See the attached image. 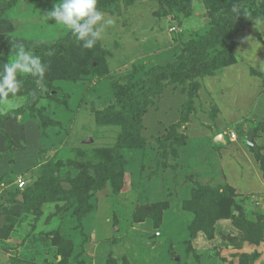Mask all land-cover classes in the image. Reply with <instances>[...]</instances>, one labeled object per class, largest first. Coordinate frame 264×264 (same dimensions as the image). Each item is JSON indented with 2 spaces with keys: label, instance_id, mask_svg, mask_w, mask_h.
Wrapping results in <instances>:
<instances>
[{
  "label": "rangeland",
  "instance_id": "374dc122",
  "mask_svg": "<svg viewBox=\"0 0 264 264\" xmlns=\"http://www.w3.org/2000/svg\"><path fill=\"white\" fill-rule=\"evenodd\" d=\"M56 2L0 0V63L47 65L0 104V264H264V0H98L91 50Z\"/></svg>",
  "mask_w": 264,
  "mask_h": 264
},
{
  "label": "clouds",
  "instance_id": "9594fccd",
  "mask_svg": "<svg viewBox=\"0 0 264 264\" xmlns=\"http://www.w3.org/2000/svg\"><path fill=\"white\" fill-rule=\"evenodd\" d=\"M98 0H57L52 8L41 14V23L47 24L54 20L55 24L63 25L80 43L83 49L91 50L107 35V30L114 27L116 20L98 8ZM232 11L239 14V10L233 6ZM257 22L260 20L257 18ZM12 48L15 53L6 63H0V104L14 106L10 94L15 96L23 87L20 74L35 78L36 84L44 89V75L47 65L34 50H26L23 43H14ZM52 53H48L51 55ZM35 96V93H32ZM63 257L56 256V262Z\"/></svg>",
  "mask_w": 264,
  "mask_h": 264
},
{
  "label": "crops",
  "instance_id": "0c3cea01",
  "mask_svg": "<svg viewBox=\"0 0 264 264\" xmlns=\"http://www.w3.org/2000/svg\"><path fill=\"white\" fill-rule=\"evenodd\" d=\"M232 155H236L234 158H235V160H232V159H230V160H226L225 162L227 163L226 165L228 166V167H233V168H237V169H240V167H238L237 166V164H238V162L242 165L243 164V166H246V163L248 164V168L247 169H245L244 170V167H243V171H240V173L239 172H237V177L241 174L242 175V179H244L245 181H248V179H259L258 178V172H257V165H256V163L254 162V160L252 161L251 159H249L250 157L244 152V150H242V149H239V152L238 153H232L231 154V156ZM229 157V156H228ZM235 165V166H234ZM241 170V169H240ZM239 171V170H238ZM263 186V185H262ZM262 186H260V189L262 188ZM21 197L22 196H18L17 198H19V199H21ZM10 207V208H9ZM9 207L8 208H2V207H0V208H2V209H0V214L5 218V217H7V216H9V215H7L6 214V216L4 215L5 214V210H9V209H11V211H15V212H18L19 211V208H20V206H18V204H12V205H9ZM9 240H12V241H15V239H13L12 237H11V239L9 238ZM2 240H0V245H3V246H5V247H7V248H11L10 247V243L12 242V241H7V242H5V241H2ZM10 242V243H9ZM0 249H2V246H0ZM11 253V252H10ZM6 255L8 256V253H6Z\"/></svg>",
  "mask_w": 264,
  "mask_h": 264
},
{
  "label": "trees",
  "instance_id": "16d2710c",
  "mask_svg": "<svg viewBox=\"0 0 264 264\" xmlns=\"http://www.w3.org/2000/svg\"><path fill=\"white\" fill-rule=\"evenodd\" d=\"M108 10H110V8L108 7ZM105 12L107 11V10H104ZM4 12V11H3ZM108 12V11H107ZM1 14H2V12H0ZM27 95V98H28V100H30V94H26ZM10 115V113H8V114H6L5 116H9ZM3 116H0V118H2ZM86 179H76L75 181H72L71 183H72V185L73 186H76V185H79L78 183H83L84 181H85ZM57 189L58 190H60V187H58L57 186ZM46 189H43V191H45ZM47 194V192L46 193H32V192H28V193H24L22 196V198H24V200H25V203H28V201L32 198V199H35V202H36V205H37V207H35V209L34 210H37V212H38V210H39V207H40V205L42 204V202H44V201H46V199L47 198H49L50 199V196L49 195H46ZM49 196V197H48ZM12 204H14V201H11V203L9 204V205H12ZM27 205V204H26ZM39 205V206H38Z\"/></svg>",
  "mask_w": 264,
  "mask_h": 264
},
{
  "label": "water",
  "instance_id": "95a60500",
  "mask_svg": "<svg viewBox=\"0 0 264 264\" xmlns=\"http://www.w3.org/2000/svg\"><path fill=\"white\" fill-rule=\"evenodd\" d=\"M252 135H253V132L252 131H248V133H247V135H246V137H245V141H246V143H247V145H249V146H251L252 144H251V140H252Z\"/></svg>",
  "mask_w": 264,
  "mask_h": 264
},
{
  "label": "built area",
  "instance_id": "2783aa9c",
  "mask_svg": "<svg viewBox=\"0 0 264 264\" xmlns=\"http://www.w3.org/2000/svg\"><path fill=\"white\" fill-rule=\"evenodd\" d=\"M18 188H23V186H24V183L22 182V181H18Z\"/></svg>",
  "mask_w": 264,
  "mask_h": 264
}]
</instances>
